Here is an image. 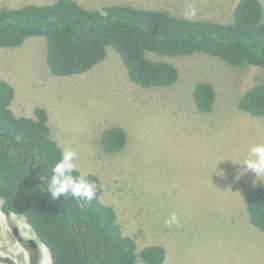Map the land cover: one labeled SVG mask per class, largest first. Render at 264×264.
Instances as JSON below:
<instances>
[{"label":"rangeland","instance_id":"obj_1","mask_svg":"<svg viewBox=\"0 0 264 264\" xmlns=\"http://www.w3.org/2000/svg\"><path fill=\"white\" fill-rule=\"evenodd\" d=\"M55 1L0 0V10ZM76 1L91 9L130 4L229 23L240 0ZM191 7L196 12L187 15ZM149 56L173 63L178 81L154 88L135 84L112 47L88 72L56 76L47 64L43 36L30 37L19 47H0V78L15 88L11 108L16 116L34 117L36 108H45L53 138L76 151L78 170L102 179V200L116 210L123 231L136 240L138 254L161 245L166 249L162 264H264V231L250 221L242 199L244 192L264 187V180L241 165L250 145L264 142V116L239 108L249 88L264 85V68L233 66L204 53ZM200 81L211 82L217 92L209 113L200 112L195 102ZM115 125L126 130L127 145L108 153L101 136ZM1 205L0 198V264H52L27 220L6 216ZM172 213L179 224L169 227L165 221ZM14 227L37 242L38 251L20 244ZM137 264L147 263L139 257Z\"/></svg>","mask_w":264,"mask_h":264},{"label":"trees","instance_id":"obj_2","mask_svg":"<svg viewBox=\"0 0 264 264\" xmlns=\"http://www.w3.org/2000/svg\"><path fill=\"white\" fill-rule=\"evenodd\" d=\"M34 36L45 37L47 64L56 76L88 72L106 59L108 47L120 55L131 81L144 88L171 86L179 79L173 63L154 59L150 53L170 57L204 53L233 66L264 68V6L260 0H240L229 23L130 4L91 9L76 0L0 10V47H19ZM193 94L200 112L213 110L217 92L211 82H198ZM15 96L13 85L0 78V133H7L0 137L2 212L27 220L48 248L52 264H137L139 257L147 264H162L166 249L161 245H149L137 253L136 240L125 234L116 210L102 200L104 184L98 175L87 174L98 187L91 201L82 200L81 212V201L71 194L51 198L45 178L39 176H51L62 147L52 136L47 110L38 107L34 117L16 116L11 108ZM239 108L263 117L264 85L249 88ZM127 140L126 130L119 125L107 128L101 136L108 153L123 151ZM247 210L250 221L264 231V187L248 191ZM83 241L89 253L98 246L90 257Z\"/></svg>","mask_w":264,"mask_h":264},{"label":"clouds","instance_id":"obj_3","mask_svg":"<svg viewBox=\"0 0 264 264\" xmlns=\"http://www.w3.org/2000/svg\"><path fill=\"white\" fill-rule=\"evenodd\" d=\"M195 12V7H191L187 15H194ZM60 152V158L52 167L51 176L47 180V193L53 200H59L62 196L71 194L73 198L91 201L96 195L98 185L95 181L88 179L87 174L73 175L74 172H78L76 151L71 148H61ZM241 165L244 169L251 170L257 179L264 180V142L250 145L248 154ZM165 223L169 227L173 224L178 225L176 213H172Z\"/></svg>","mask_w":264,"mask_h":264},{"label":"flooded vegetation","instance_id":"obj_4","mask_svg":"<svg viewBox=\"0 0 264 264\" xmlns=\"http://www.w3.org/2000/svg\"><path fill=\"white\" fill-rule=\"evenodd\" d=\"M32 163H34L35 164V162H32ZM74 226H77L78 227V229H80L79 228V224H75ZM12 234H13V236H15V238L17 239V241L20 243V244H23V245H25V246H27V247H25V248H29V249H31L33 252H34V250L35 251H38V249H39V244L37 243V242H35L34 240H32V239H26V238H24L23 236H21V234H20V232H19V230L17 229V228H13L12 229ZM28 249V250H29ZM28 253V252H27ZM36 255H32V256H30V260H31V262L33 263V262H35V260H36V257H35Z\"/></svg>","mask_w":264,"mask_h":264},{"label":"water","instance_id":"obj_5","mask_svg":"<svg viewBox=\"0 0 264 264\" xmlns=\"http://www.w3.org/2000/svg\"><path fill=\"white\" fill-rule=\"evenodd\" d=\"M6 135H7V133H5V134L0 133V137H1V136H6ZM10 147H11V146H9L8 149H7V151H6L7 154L10 152ZM32 147H33V144H32V146H31V148H32ZM4 149H5V147H4V144H3V150H4ZM29 151H30V150H29ZM19 158H21V156H20ZM31 168H32V170H33V168H34V163H32ZM39 177H44V178H45V184H44V186L46 187V185H47V180H48V176H46V175H42V176H39ZM80 201H81V209H80V212H81V211H82V208H83V201H82V200H80ZM78 215H79V213H78ZM78 232L82 233L83 230H80V231H78ZM83 245H84V250H85V254H86L87 257H90V255H91L92 253H94V252L97 250V248H98V246H96V247L94 248V250H93L91 253H89L84 241H83Z\"/></svg>","mask_w":264,"mask_h":264},{"label":"crops","instance_id":"obj_6","mask_svg":"<svg viewBox=\"0 0 264 264\" xmlns=\"http://www.w3.org/2000/svg\"><path fill=\"white\" fill-rule=\"evenodd\" d=\"M244 198V202H245V198H246V205H247V193L246 192H244V194H243V196H242V199Z\"/></svg>","mask_w":264,"mask_h":264}]
</instances>
